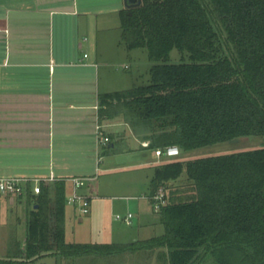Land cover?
Segmentation results:
<instances>
[{
    "label": "trees",
    "instance_id": "1",
    "mask_svg": "<svg viewBox=\"0 0 264 264\" xmlns=\"http://www.w3.org/2000/svg\"><path fill=\"white\" fill-rule=\"evenodd\" d=\"M121 39L145 49L154 65L149 83L100 95L102 108L122 103L157 129L152 146L182 153L230 142L264 139V0H142L119 11ZM177 50L187 62L170 64ZM106 113L108 111L101 112ZM187 174V184H170ZM163 235L127 245L67 243L66 183L43 185L23 247L0 264H37L52 256L76 263L148 255L158 264H264V146L155 167ZM56 264V263H55Z\"/></svg>",
    "mask_w": 264,
    "mask_h": 264
},
{
    "label": "crops",
    "instance_id": "2",
    "mask_svg": "<svg viewBox=\"0 0 264 264\" xmlns=\"http://www.w3.org/2000/svg\"><path fill=\"white\" fill-rule=\"evenodd\" d=\"M122 4L113 0L98 5L84 0H0V177L85 178L81 191L92 198L91 219L110 215L122 200L108 197L110 193L104 190L109 185L94 172L156 164L144 160L113 165L118 156L131 159L140 153L145 158L154 151L156 128L122 103L100 106V95L128 87L117 86L127 85L125 77H107L114 65V41L110 44L108 39H114L111 34L120 28L114 16L119 17ZM97 123L109 138L106 146L97 145ZM125 137L134 144L120 151L114 141ZM151 178L146 177L144 193L127 196L122 206L127 215L132 214L130 225L136 224L135 242L150 239L159 223L148 208ZM71 188L67 182V194ZM26 196L0 194V213L12 212L18 203L26 209L30 206ZM77 214L74 207L71 217L66 210L65 229ZM134 258L132 264H158L148 255Z\"/></svg>",
    "mask_w": 264,
    "mask_h": 264
},
{
    "label": "rangeland",
    "instance_id": "3",
    "mask_svg": "<svg viewBox=\"0 0 264 264\" xmlns=\"http://www.w3.org/2000/svg\"><path fill=\"white\" fill-rule=\"evenodd\" d=\"M80 1V0H78ZM88 4L98 5L102 4L106 0H84ZM109 2L111 0H108ZM120 2L123 5V0H113ZM115 21L120 25V19L116 15L114 16ZM112 35V36H111ZM110 36L114 39H108L109 43L114 41L112 45L113 54L112 61L114 65L109 68L110 75H117L120 77H125L126 84L124 82L118 83L119 88L127 87L126 90L132 89L134 86H141L148 84L149 70L154 65V63L148 60L147 51L145 49H135L129 51L122 42L120 28L117 31H114ZM91 40V39H88ZM107 41V39H104ZM102 45V39H100ZM109 45H106V47ZM110 48V47H109ZM115 53V54H114ZM187 62V55L180 54L177 50H173L170 54V64H181L183 61ZM124 64V65H122ZM123 66V67H122ZM127 66L128 69H125ZM106 77V76H105ZM121 81V80H120ZM118 88V87H117ZM157 132V129L156 131ZM115 146H118V150H127L132 147L131 139L128 137L123 138L122 140H115ZM264 146V139L258 137L243 138L237 143L225 142L216 144L213 146H207L204 148L192 150L186 153H182L180 150V155L171 159H161L157 160L155 157L154 151L158 148H153L154 151H149L148 156L142 158V154L138 153L136 156H133L131 159H127L126 156H118L113 162L114 166L122 165L128 162L136 161H149L156 164H152L149 168L142 169H126L119 168L111 172H94L96 178H99V181L109 185L106 188V192L110 193L108 197H117V199L124 200L127 196L130 198L137 197L141 192L144 193L145 180L146 177H152V172L155 167L166 162H182L187 163L203 158L225 156L240 152H246L250 150H255L262 148ZM130 158V157H129ZM109 159L106 158V161ZM158 161V162H157ZM103 167H101L102 169ZM187 184V174L184 171L182 176L176 182L170 184L172 187H183ZM137 194V195H136ZM118 200L120 207L113 211L110 215H104L101 218L91 219L89 215H79L73 216V220L67 221L66 224V241L67 243H97V244H122L127 245L135 242L137 227L135 220L133 221L135 225H127L122 220H117L116 216L126 217L127 213L123 209L124 201ZM134 202V201H133ZM131 202V203H133ZM123 203V204H122ZM20 203L17 204V207L13 209L12 212H1L0 213V260L6 259L7 255L10 252L14 251V248L17 246L23 247L26 234H27V221L29 214L32 211V206L28 205L22 207ZM149 212L151 213L154 219L158 220V225L155 227L157 229L151 233L150 238L159 237L163 235L164 228L161 223L160 215L154 214L152 205L149 204ZM66 210L69 211V217H71V206H67ZM17 218V219H16ZM132 223V220H131ZM154 229V228H152ZM142 241V240H141ZM124 262H120V258L116 257H106L97 260L94 257H85L79 259L75 264H132L134 257L126 256L124 257ZM52 256H47L43 259H40L37 264H74L71 259H59Z\"/></svg>",
    "mask_w": 264,
    "mask_h": 264
},
{
    "label": "built area",
    "instance_id": "4",
    "mask_svg": "<svg viewBox=\"0 0 264 264\" xmlns=\"http://www.w3.org/2000/svg\"><path fill=\"white\" fill-rule=\"evenodd\" d=\"M86 57V56H85ZM94 135L97 145L106 146L109 143V138L103 132V126L96 124ZM147 146V145H146ZM157 160L171 159L180 155V149L177 146H167L159 148L154 151ZM157 161V162H158ZM87 179L85 178H72L68 180L56 179L54 176L49 178H18V177H0V194L4 196H13L22 198L26 196L27 188L30 189L32 195L41 193L43 185L53 184L59 181L69 182L72 185L71 191L67 194L66 205L74 207L80 215L87 216L90 212V205L92 198L83 193L81 190L83 184ZM148 200L151 202L152 209L155 213H159L161 208L166 204L165 192L161 188L153 196H149ZM117 220L124 221L127 225L131 224L132 214L126 217L116 216Z\"/></svg>",
    "mask_w": 264,
    "mask_h": 264
},
{
    "label": "water",
    "instance_id": "5",
    "mask_svg": "<svg viewBox=\"0 0 264 264\" xmlns=\"http://www.w3.org/2000/svg\"><path fill=\"white\" fill-rule=\"evenodd\" d=\"M142 0H123L124 3V8H133V7H138L141 5ZM241 139H234L230 141L231 143H237ZM34 209H37V206H35Z\"/></svg>",
    "mask_w": 264,
    "mask_h": 264
}]
</instances>
